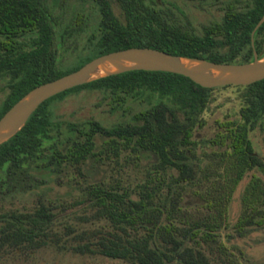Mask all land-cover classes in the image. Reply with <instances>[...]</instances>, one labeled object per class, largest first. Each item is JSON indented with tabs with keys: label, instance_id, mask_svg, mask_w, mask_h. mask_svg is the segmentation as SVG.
Returning a JSON list of instances; mask_svg holds the SVG:
<instances>
[{
	"label": "trees",
	"instance_id": "trees-1",
	"mask_svg": "<svg viewBox=\"0 0 264 264\" xmlns=\"http://www.w3.org/2000/svg\"><path fill=\"white\" fill-rule=\"evenodd\" d=\"M95 1L98 18L85 52L61 66L52 40L54 18L44 0H0L4 89L0 114L34 84L124 46L147 45L217 61L251 59L250 29L264 10V0H191L200 6L218 3L220 9L218 17L196 29L174 18L163 0H116L122 19L108 0ZM252 43L257 55L264 52V18L252 32ZM228 84L240 89L237 115L215 118V128L203 136L195 134V128L203 125L202 110L218 85L204 86L179 72L130 68L59 90L41 100L23 124L0 142V194L37 185L43 180L42 169L57 175L69 165L79 169L88 157L100 153L116 157L126 150L127 157L147 158L142 179L132 187L117 181L83 184V198L95 215L111 223L112 230L71 247L136 264H209L205 246L225 249L219 228L227 225L226 205L235 184L251 168L264 175V160L248 135L264 115V76L219 86ZM80 89L96 90L94 104H103L118 118L104 123L92 115L59 116L55 103ZM187 188L205 211H184ZM238 194L239 210L230 230L224 232L228 237L264 224L261 175L250 172ZM51 215L48 204L42 202L31 210L0 212V247L22 242L39 245ZM88 231L82 229L76 235L89 236L84 235ZM230 264L243 263L230 260Z\"/></svg>",
	"mask_w": 264,
	"mask_h": 264
},
{
	"label": "rangeland",
	"instance_id": "rangeland-1",
	"mask_svg": "<svg viewBox=\"0 0 264 264\" xmlns=\"http://www.w3.org/2000/svg\"><path fill=\"white\" fill-rule=\"evenodd\" d=\"M114 14L122 19V12L116 0H108ZM170 7L174 18L196 29L218 17V3H204L202 6L191 0H163ZM54 18L53 44L56 47L58 65H68L78 54L85 52L89 32L95 26L98 10L95 0H44ZM79 12V13H77ZM185 17L188 22H185ZM81 25L80 28H76ZM71 29L69 33L68 29ZM3 81L0 79V100L3 97ZM238 86L228 84L212 88L209 99L202 110L204 123L195 128L199 136L209 135L215 128V118L237 115L240 102ZM96 90L80 89L69 92L54 106L55 112L66 118L92 115L104 123L118 118V113L109 112L103 104L95 105ZM264 115L260 124L249 130L248 135L254 150L264 160ZM47 140H44L45 143ZM200 146L197 147L199 151ZM200 152V151H199ZM126 150L119 155L88 157L80 168L69 165L57 175L47 169L40 170L43 180L35 186L12 193L0 194V212L8 210H31L40 202L48 204L52 212L45 238L37 246L26 243L3 244L0 247V264H136L129 259L113 257L97 251H77L71 246L85 238L94 240L99 232L112 230L111 223L93 213L94 208L83 198L81 187L92 181L133 186L143 177L147 158L126 156ZM250 172L264 175L257 169L246 170L235 184L226 205L227 225L219 228V239L225 244L224 250L204 247L209 264H230V260L243 264H264V224L249 229L244 235L224 234L230 230L239 210V189ZM182 205L187 213H201L205 208L199 204L190 188L183 192ZM89 230L83 238L77 237L82 230ZM94 233V235H92Z\"/></svg>",
	"mask_w": 264,
	"mask_h": 264
},
{
	"label": "water",
	"instance_id": "water-1",
	"mask_svg": "<svg viewBox=\"0 0 264 264\" xmlns=\"http://www.w3.org/2000/svg\"><path fill=\"white\" fill-rule=\"evenodd\" d=\"M264 18V10L250 29L252 57L243 61H217L147 45H129L98 53L76 68L34 84L0 114V142L14 133L31 110L47 96L89 79L130 68L162 69L187 75L204 86L248 83L264 76V52L256 54L252 32Z\"/></svg>",
	"mask_w": 264,
	"mask_h": 264
}]
</instances>
